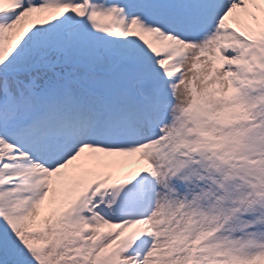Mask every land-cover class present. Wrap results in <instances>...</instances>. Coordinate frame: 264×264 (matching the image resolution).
<instances>
[{"label":"snow or ice","instance_id":"snow-or-ice-1","mask_svg":"<svg viewBox=\"0 0 264 264\" xmlns=\"http://www.w3.org/2000/svg\"><path fill=\"white\" fill-rule=\"evenodd\" d=\"M0 264H264V0H0Z\"/></svg>","mask_w":264,"mask_h":264}]
</instances>
